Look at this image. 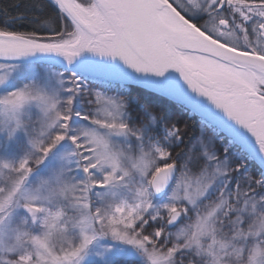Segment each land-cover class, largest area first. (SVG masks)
Instances as JSON below:
<instances>
[{"label":"snow or ice","instance_id":"1","mask_svg":"<svg viewBox=\"0 0 264 264\" xmlns=\"http://www.w3.org/2000/svg\"><path fill=\"white\" fill-rule=\"evenodd\" d=\"M0 264H264V0H0Z\"/></svg>","mask_w":264,"mask_h":264},{"label":"trees","instance_id":"2","mask_svg":"<svg viewBox=\"0 0 264 264\" xmlns=\"http://www.w3.org/2000/svg\"><path fill=\"white\" fill-rule=\"evenodd\" d=\"M3 3H9L10 0H2ZM144 101L150 104L154 110L158 112H165L170 119L174 120H186L187 118L183 116L176 109L166 104L164 101L159 99H153L151 97H144ZM191 124V122H189ZM198 129L196 127L192 128L193 132H196Z\"/></svg>","mask_w":264,"mask_h":264}]
</instances>
